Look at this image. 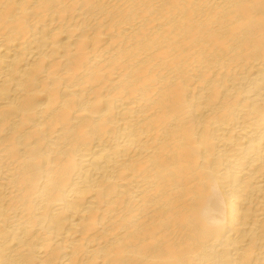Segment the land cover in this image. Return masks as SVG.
Returning a JSON list of instances; mask_svg holds the SVG:
<instances>
[{
    "label": "bare ground",
    "instance_id": "1",
    "mask_svg": "<svg viewBox=\"0 0 264 264\" xmlns=\"http://www.w3.org/2000/svg\"><path fill=\"white\" fill-rule=\"evenodd\" d=\"M0 264H264V0H0Z\"/></svg>",
    "mask_w": 264,
    "mask_h": 264
}]
</instances>
